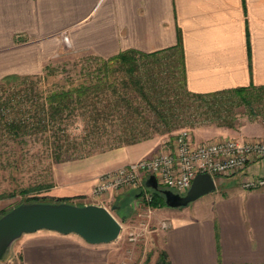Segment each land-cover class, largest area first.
<instances>
[{
    "label": "crops",
    "instance_id": "1",
    "mask_svg": "<svg viewBox=\"0 0 264 264\" xmlns=\"http://www.w3.org/2000/svg\"><path fill=\"white\" fill-rule=\"evenodd\" d=\"M178 29L189 91L264 86V0H0V78L39 74L64 48L101 58L125 50L167 51L177 44ZM191 136L194 142L259 139L264 121L238 129L215 127L203 139L192 131ZM163 141L152 137L111 148L81 159L79 169L64 165L67 173L58 179L69 186L57 192L90 196L99 174L160 152ZM245 173L264 175V158L250 160ZM226 179L223 188L182 207L144 211L142 205L138 211L133 187L103 199L118 221H168L158 229L160 251L170 264H264V186L244 188L238 175ZM6 204L0 201V211ZM112 244H89L74 233L41 229L23 234L14 247L21 264H133ZM157 257L145 264H160Z\"/></svg>",
    "mask_w": 264,
    "mask_h": 264
},
{
    "label": "trees",
    "instance_id": "2",
    "mask_svg": "<svg viewBox=\"0 0 264 264\" xmlns=\"http://www.w3.org/2000/svg\"><path fill=\"white\" fill-rule=\"evenodd\" d=\"M177 38V44L167 51L125 50L108 58L98 57L88 75L68 87L41 90L38 82L45 77L41 73L3 76L0 78V139L46 136L51 138L48 143L53 161L58 162L94 144L107 150L157 134H170L181 127L179 122L191 128L204 123L233 127L236 104H250L252 99H258L261 94L258 96L256 91L263 92L264 86L250 83L207 93L189 91L184 80L179 29ZM163 54L171 64L178 66L182 75L179 85L168 84L160 76L166 69L160 66L157 58ZM147 59L155 61L150 63L145 61ZM47 68L44 66V70ZM75 120L82 123L80 133L68 129ZM113 121L118 122L114 127ZM70 137L72 142H69ZM65 140L68 146L62 149ZM68 150L71 153L64 158L63 153ZM90 151L79 156L91 154ZM149 191L151 199L147 205L152 208L165 206L161 191L151 188ZM82 196L53 200L31 198L23 202L74 203V198ZM157 262L170 264L164 251L158 253Z\"/></svg>",
    "mask_w": 264,
    "mask_h": 264
},
{
    "label": "rangeland",
    "instance_id": "3",
    "mask_svg": "<svg viewBox=\"0 0 264 264\" xmlns=\"http://www.w3.org/2000/svg\"><path fill=\"white\" fill-rule=\"evenodd\" d=\"M177 54L178 53H176V56H178ZM97 58L98 56L90 53V51H73L68 48L59 50L58 53L51 57L48 62L44 63L42 67L40 73L44 74L45 77L41 82H38L41 87L40 89L47 91L49 89L68 87L78 83L88 75L89 71H91L94 66H96V62H98ZM145 61L153 63L155 60L147 59ZM157 61L161 63V67L166 69V71H161L160 76L162 79H165L168 84L179 85L178 81L182 79V75L178 66H175L173 63L171 64L170 59L164 54L160 55ZM46 65L48 68L44 70V66ZM263 92L259 90L256 91L258 96L259 94L261 95L258 99H252L250 104H236L234 107L233 121L235 124L233 127L204 123L191 128L185 122H179L181 127L170 134H157L154 135V137H161V139L164 140L163 143L168 144V140L173 138L178 130L182 128L196 133L198 138L203 139V137L209 136L214 131L215 127L238 129V127L246 122H262L264 121ZM115 124H118V122L113 121V127ZM81 128L82 123L79 120H75L68 129L72 131V133H80ZM50 140L51 138H47L46 136H25L24 139L18 138L14 140L0 139V201H6L8 203L5 208L0 211V214L18 203L31 198L53 200L60 197V193L57 191L69 186L67 181L60 184L58 179V175L63 173L65 177L67 173L64 165L76 164V168L79 169L81 159L106 150H102L104 146L94 144L91 148L86 147L82 151L75 152L69 156V158H65V156L68 157L71 153V150H68L63 153L64 160L54 162L52 158L53 153L49 147ZM72 140V137H70L69 142H72ZM89 140L87 142H90ZM67 146V141H63L62 149H65ZM88 149L91 150V154L79 156L80 153L82 154V152L88 151ZM237 175L238 174L214 176L216 188H223L227 181L226 178H232ZM46 185H49V187L46 188ZM160 186L167 188L163 185ZM149 189L150 188L147 187L145 190L149 191ZM136 190L140 192L138 189ZM11 193L13 194L9 195ZM96 200L97 199L93 198L91 195H83V197L74 198L73 202L77 204H86L93 203V201ZM102 202L112 211L109 202H106L104 199H102ZM140 206L138 205V211H141ZM126 207L128 209L127 214H129L131 210L128 204H124L122 208L125 210ZM163 207L169 206L165 204ZM143 210L145 211L144 206ZM145 219H147V216H145ZM119 222L122 226L120 234L116 240L110 243H113L112 246L114 250L121 258L133 264H144L146 260H149L154 254H158L160 251L159 239L162 237L160 230L161 221ZM158 226L160 229H158ZM14 242L11 245L10 251L3 254L0 259V264H21L18 252L15 251L16 246L14 247Z\"/></svg>",
    "mask_w": 264,
    "mask_h": 264
},
{
    "label": "built area",
    "instance_id": "4",
    "mask_svg": "<svg viewBox=\"0 0 264 264\" xmlns=\"http://www.w3.org/2000/svg\"><path fill=\"white\" fill-rule=\"evenodd\" d=\"M261 158H264V136L252 140L224 137L194 142L190 130L182 128L160 152L99 174L91 196L99 201L97 204L111 210L102 202L104 195L123 187H133L140 191L136 207L143 205L149 210L152 207L147 202L151 199V193L145 190L144 181L151 174L159 185L178 193H185L195 175L203 172L213 177L238 174L244 188H258L264 186V175L248 176L245 168L250 160ZM160 223L162 229L168 226V221Z\"/></svg>",
    "mask_w": 264,
    "mask_h": 264
},
{
    "label": "water",
    "instance_id": "5",
    "mask_svg": "<svg viewBox=\"0 0 264 264\" xmlns=\"http://www.w3.org/2000/svg\"><path fill=\"white\" fill-rule=\"evenodd\" d=\"M144 184L161 191L165 204L173 208L186 206L216 188L214 177L207 172L196 174L185 193L160 188L153 174L146 177ZM41 229L63 235L74 233L89 244H101L118 238L121 223L102 204L21 202L0 215V259L23 234Z\"/></svg>",
    "mask_w": 264,
    "mask_h": 264
}]
</instances>
